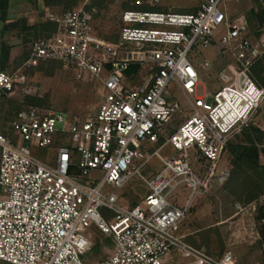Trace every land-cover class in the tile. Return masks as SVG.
Wrapping results in <instances>:
<instances>
[{
	"label": "built area",
	"instance_id": "obj_1",
	"mask_svg": "<svg viewBox=\"0 0 264 264\" xmlns=\"http://www.w3.org/2000/svg\"><path fill=\"white\" fill-rule=\"evenodd\" d=\"M193 1L196 10L188 13L127 9L118 41L109 42L93 33L90 0H78L74 8L50 17L55 31L33 40L14 69L9 59L2 64L0 50V96L23 85L27 72L47 61L72 67L78 76L88 73L103 89L87 115L27 106L9 122L10 134L0 132L1 262L167 264L175 256L185 264H234L232 252L212 256L188 243L180 228L194 199L214 180L228 179L226 147L264 100V88L251 77L264 54V29L252 36L244 15L226 12L224 4L237 0ZM213 43L232 62L219 73L224 85L198 94L192 51ZM131 65L139 69L130 77L147 68L135 88L124 83ZM202 66L209 67V61ZM172 87L190 108L167 132L182 109ZM153 143L158 146L149 152ZM166 146L173 151L168 159L160 153ZM33 147L48 152L41 159L32 154ZM152 157L163 168L146 177L142 170ZM132 177L147 193L128 206L116 191ZM180 185L189 194L179 206L168 198ZM92 226L112 248L104 260L86 263L81 256L93 247L86 235Z\"/></svg>",
	"mask_w": 264,
	"mask_h": 264
},
{
	"label": "rangeland",
	"instance_id": "obj_2",
	"mask_svg": "<svg viewBox=\"0 0 264 264\" xmlns=\"http://www.w3.org/2000/svg\"><path fill=\"white\" fill-rule=\"evenodd\" d=\"M41 2L47 7V12L37 8L35 1L8 0L5 24L0 21V46L4 43L11 48L9 68L14 69L26 57L33 40L54 32L56 24L49 20L51 16L58 17L71 9L63 0H54L52 5H46L42 0ZM191 4L197 3L193 0H94L93 33L103 41L117 42L124 25L121 20L123 11L152 8L166 12H192L195 8L190 6ZM224 7L231 17L244 15L252 36H256L259 29H264V21H260L256 16L264 9V0L228 1ZM42 21L50 24L43 29L37 28L36 25ZM4 25L6 27L2 29ZM221 32L222 29L217 35ZM204 60L209 61V67L202 66ZM192 61L199 71L200 84L197 93L200 94L212 93L224 85L219 73L228 67L232 58L223 54L213 43L212 47L201 52L193 50ZM146 72L147 68H144L140 77H126L124 83L142 84ZM77 73L74 68L64 67L58 61H47L30 69L23 85L9 95L0 96V132L10 134L9 122L17 111L27 106H34L45 112H56L62 116H83L93 112L103 93L101 83L92 79L88 73L81 76ZM170 91L172 96L180 101L182 109L174 116L167 132L174 130L184 120L190 108L178 90L172 87ZM250 124L259 127L264 133V100ZM241 140V136L233 139L234 142ZM262 143L264 144V139ZM157 146L158 143L150 144L149 152ZM31 152L43 159L48 151L33 147ZM160 153L164 159H168L173 151L166 146ZM223 156L230 161V176L222 184L214 180L207 192L194 199L181 224L180 232L188 243L204 249L212 256L219 257L230 251L234 264H264V219L261 218L264 214V193L253 201H247L255 187L264 190V173L259 176L244 165L238 170L232 165V158L227 150ZM196 167L200 168V165L196 163ZM162 168V162L157 157H152L142 173L151 177ZM116 193L121 197L123 204L133 206L140 202L147 193V188L138 178L132 177ZM188 194L189 191L180 185L172 191L168 199L180 206ZM99 211L110 216L105 209ZM87 234L91 236L93 246H96L82 255L81 259L86 263L104 260L111 252V243L93 226L88 228ZM0 264L8 263L0 261ZM167 264H185V261L173 256Z\"/></svg>",
	"mask_w": 264,
	"mask_h": 264
},
{
	"label": "trees",
	"instance_id": "obj_3",
	"mask_svg": "<svg viewBox=\"0 0 264 264\" xmlns=\"http://www.w3.org/2000/svg\"><path fill=\"white\" fill-rule=\"evenodd\" d=\"M38 2L39 0H29ZM46 5H52L54 0H42ZM67 3V6L71 9L77 6L78 0H63ZM94 0H90L87 8H94L93 6ZM9 7L8 0H0V21L5 24L7 17V10ZM142 10V9H140ZM143 10H153L159 11L158 9H143ZM195 11V10H194ZM193 11V12H194ZM256 16L260 21H264V9H261ZM48 22H39L36 27L43 29L45 26L49 25ZM6 26L4 25L2 29ZM30 28V27H29ZM55 31V29H54ZM0 50L2 53V64H4L10 54V46L8 44H4L0 46ZM138 65H131L124 72L126 76H130L132 72L136 73L138 71ZM251 77L255 81V83L264 88V54L261 58L252 66L251 68ZM241 136L243 140L239 142H234L233 139ZM232 140L229 141L226 150L229 152L232 158V165L238 168H241L244 165L248 170L255 172L257 175L261 176L264 173V166L259 164V156L264 155V144L262 140L264 139V133L259 127L253 126L252 124H248L246 127L242 129V131L236 135ZM231 166V165H230ZM240 169V170H241ZM230 169V174H231ZM230 176V175H229ZM264 190H261L257 187L251 190L247 201L255 200L259 195H262ZM264 219V214L261 217ZM107 242H110L108 238H106ZM94 245L92 248H94Z\"/></svg>",
	"mask_w": 264,
	"mask_h": 264
},
{
	"label": "crops",
	"instance_id": "obj_4",
	"mask_svg": "<svg viewBox=\"0 0 264 264\" xmlns=\"http://www.w3.org/2000/svg\"><path fill=\"white\" fill-rule=\"evenodd\" d=\"M36 4H37V8H39V9H47V7H45L43 4H42V2H41V0H39L38 2H36ZM189 6V5H188ZM190 6H193V8H195V10H196V7H197V4L196 5H190ZM193 12V11H192ZM181 13H188V12H185V11H182ZM9 59V58H8ZM131 76V75H130ZM130 76H126V77H130ZM141 76V73L138 75V76H135V78H138V77H140ZM134 78V77H133ZM126 79V78H125ZM130 85V84H129ZM139 85H141V84H139ZM139 85H130L131 87H133V88H135V87H137V86H139ZM223 159L224 160H226V161H229L227 158H225L224 156H223ZM230 162V161H229ZM259 164L261 165V166H264V155H260L259 156Z\"/></svg>",
	"mask_w": 264,
	"mask_h": 264
}]
</instances>
